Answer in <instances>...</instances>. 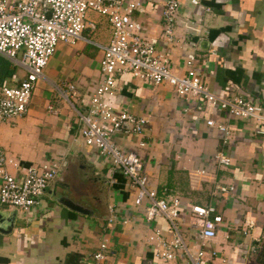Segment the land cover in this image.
<instances>
[{
	"label": "crops",
	"instance_id": "0c3cea01",
	"mask_svg": "<svg viewBox=\"0 0 264 264\" xmlns=\"http://www.w3.org/2000/svg\"><path fill=\"white\" fill-rule=\"evenodd\" d=\"M141 1L132 17L142 24V34L156 42L172 73L185 72L184 56L191 50L208 90L251 100L264 112V0H177L174 39L180 42L163 36L165 0ZM88 15L96 29L84 30L74 45L59 43L26 113L0 121V149L7 156L21 167L50 162L58 170L34 209H5L16 217L10 233L0 232V264H86L103 237L108 238L103 264H186L182 251L172 260L155 256L147 237L160 228L170 238L167 221H146V204L134 205L126 178L84 143L76 110L58 93L57 87L75 84L81 93L78 108L86 111L102 79L98 45L109 42L111 25L93 11ZM22 76L14 71L8 78L12 83L5 85H16ZM115 77L116 87L105 100L115 111L145 116L148 123L143 133L122 130L114 140L120 149L138 154L148 188L170 201L179 199V231L185 243L216 250L210 264H264V123L208 107L201 97H181L167 82L155 85L131 73ZM209 119L228 128L225 139L207 125ZM218 151L231 158L229 165L214 160ZM8 169L22 174L20 168ZM58 191L89 213L58 203ZM190 204L213 205L221 214L215 238H198L201 221L190 213ZM248 220L253 225L244 227Z\"/></svg>",
	"mask_w": 264,
	"mask_h": 264
},
{
	"label": "built area",
	"instance_id": "2783aa9c",
	"mask_svg": "<svg viewBox=\"0 0 264 264\" xmlns=\"http://www.w3.org/2000/svg\"><path fill=\"white\" fill-rule=\"evenodd\" d=\"M197 4L198 0H191ZM143 6L141 0H0V59L9 67L24 71L14 86L0 85V121L22 117L31 102L33 90L43 77V70L59 43L74 45L83 38L84 30H95L96 22L89 18L93 11L107 18L111 25V38L102 50L100 71L102 79L87 105V110L78 108L81 93L73 83L57 87L60 96L70 103L78 115L79 133L84 143L94 147L110 161L111 169L119 172L133 188V203L146 204L145 219L157 218L167 221L171 237H164L160 228H155L147 237L156 257L172 260L176 251H182L186 264H210L217 251L206 252L202 246L189 247L180 231L179 199L168 200L155 189L147 186L148 178L138 154L124 151L116 144L114 135L119 131L143 133L148 123L145 116H135L128 111H115L104 98L116 87L117 73L132 75L155 85L167 82L181 97H201L208 107H216L228 114L264 123L261 105L242 97L225 98L208 90L195 69L194 52L184 56L185 72L177 75L171 72L168 59L157 51L156 42L142 34V24L132 17L135 10ZM180 10L177 0H165L162 5L163 36L174 39V24ZM222 133L229 134L223 124L206 121ZM140 142L139 146H144ZM219 165H229L231 158L222 151L214 154ZM56 164L43 162L40 165L21 167L14 159L0 149V203L12 209L32 210L57 174ZM9 167L21 169V176L9 171ZM204 172V171H200ZM190 213L200 219L197 236L202 241L215 238L218 226L223 222L221 214L213 205L190 204ZM113 209L109 207L108 223L113 221ZM244 227L253 225V220L244 222ZM243 234H247L243 231ZM108 238L103 237L98 249L91 254L86 264H103L107 255ZM224 261V260H222Z\"/></svg>",
	"mask_w": 264,
	"mask_h": 264
},
{
	"label": "water",
	"instance_id": "95a60500",
	"mask_svg": "<svg viewBox=\"0 0 264 264\" xmlns=\"http://www.w3.org/2000/svg\"><path fill=\"white\" fill-rule=\"evenodd\" d=\"M57 202L68 207L70 209L76 210L82 214H88L89 211L81 206L80 204L74 203L69 197L59 194L56 198ZM16 213L14 211H0V232L8 234L12 231Z\"/></svg>",
	"mask_w": 264,
	"mask_h": 264
},
{
	"label": "trees",
	"instance_id": "16d2710c",
	"mask_svg": "<svg viewBox=\"0 0 264 264\" xmlns=\"http://www.w3.org/2000/svg\"><path fill=\"white\" fill-rule=\"evenodd\" d=\"M14 74V69L9 67V64L0 59V85L4 83V80L10 78ZM73 256H70L72 258Z\"/></svg>",
	"mask_w": 264,
	"mask_h": 264
},
{
	"label": "rangeland",
	"instance_id": "374dc122",
	"mask_svg": "<svg viewBox=\"0 0 264 264\" xmlns=\"http://www.w3.org/2000/svg\"><path fill=\"white\" fill-rule=\"evenodd\" d=\"M15 74L18 76V77H20L22 74H24V71L21 69V68H16V70H15ZM12 83V80L11 81H9V79L7 78V79H5L4 80V84H8V83ZM116 142V141H115ZM117 144V143H116ZM59 194H61V192H57V195H59ZM8 208V206L7 205H4V204H1L0 203V211H5V209H7Z\"/></svg>",
	"mask_w": 264,
	"mask_h": 264
}]
</instances>
